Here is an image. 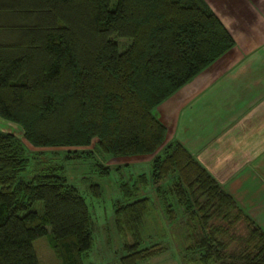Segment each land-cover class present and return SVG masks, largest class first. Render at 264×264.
<instances>
[{"label": "trees", "instance_id": "trees-1", "mask_svg": "<svg viewBox=\"0 0 264 264\" xmlns=\"http://www.w3.org/2000/svg\"><path fill=\"white\" fill-rule=\"evenodd\" d=\"M234 45L205 0H0V116L34 148L66 147L45 155L0 130V264H40L33 242L45 234L55 264H84L95 221L61 162L47 158L93 157L100 174L122 167L104 154L151 155L150 173L122 180L113 203L117 264L171 243L186 264H264V230L180 141L166 140L154 112ZM238 223L246 232L234 236Z\"/></svg>", "mask_w": 264, "mask_h": 264}, {"label": "crops", "instance_id": "crops-1", "mask_svg": "<svg viewBox=\"0 0 264 264\" xmlns=\"http://www.w3.org/2000/svg\"><path fill=\"white\" fill-rule=\"evenodd\" d=\"M206 1L235 45L154 112L264 230V0Z\"/></svg>", "mask_w": 264, "mask_h": 264}, {"label": "rangeland", "instance_id": "rangeland-1", "mask_svg": "<svg viewBox=\"0 0 264 264\" xmlns=\"http://www.w3.org/2000/svg\"><path fill=\"white\" fill-rule=\"evenodd\" d=\"M0 130L13 133L20 137L32 151L45 150V155H49L52 151H63L66 149V147L34 148L24 139L23 129L19 124L1 116ZM148 155L150 154L122 157H115L108 154L97 156L101 162L104 161L112 167L118 165L122 166L120 169H111L107 174H100L95 170V166L93 165L95 159L93 157L65 158L62 155H57L55 157L48 156L49 159L47 158V161H49V163L61 162L63 165V173L67 176L68 181L79 189L80 194L84 197L88 206L89 213L95 221L96 229L93 233L92 248L84 264H104V262L110 260H114L112 264H117L115 261L121 253V238L115 227L113 203L121 197L119 184L122 180L130 181V178H134L140 173H150L151 164ZM34 164L33 161L28 165L27 172L33 169ZM94 183L99 184L101 187V194L98 196L93 195L90 191V184ZM145 193L152 195L150 188H147ZM142 195L143 193L139 194V196ZM34 207L37 210L41 207V203L37 201ZM245 232L246 230L243 223H238L236 227L231 230L234 236L244 235ZM165 241V243L169 245L170 241ZM48 242L49 234H45L35 239L33 242V247L40 264H55L56 262L57 258L53 255ZM236 242L237 240L230 241L229 248H234ZM140 264H186V261L179 256L174 244L171 243L163 253Z\"/></svg>", "mask_w": 264, "mask_h": 264}]
</instances>
